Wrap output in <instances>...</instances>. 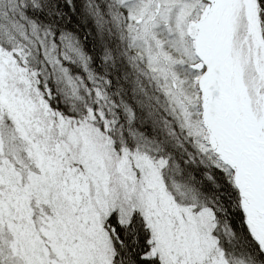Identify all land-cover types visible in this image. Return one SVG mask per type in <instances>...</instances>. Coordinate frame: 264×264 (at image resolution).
<instances>
[{
    "label": "snow or ice",
    "instance_id": "1",
    "mask_svg": "<svg viewBox=\"0 0 264 264\" xmlns=\"http://www.w3.org/2000/svg\"><path fill=\"white\" fill-rule=\"evenodd\" d=\"M0 264H264V0H0Z\"/></svg>",
    "mask_w": 264,
    "mask_h": 264
}]
</instances>
